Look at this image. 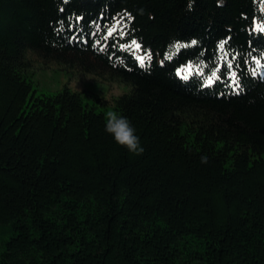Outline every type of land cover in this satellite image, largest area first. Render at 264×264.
Listing matches in <instances>:
<instances>
[{"label":"trees","instance_id":"1","mask_svg":"<svg viewBox=\"0 0 264 264\" xmlns=\"http://www.w3.org/2000/svg\"><path fill=\"white\" fill-rule=\"evenodd\" d=\"M0 264H264V0H0Z\"/></svg>","mask_w":264,"mask_h":264},{"label":"rangeland","instance_id":"2","mask_svg":"<svg viewBox=\"0 0 264 264\" xmlns=\"http://www.w3.org/2000/svg\"><path fill=\"white\" fill-rule=\"evenodd\" d=\"M30 68L37 94L51 93L69 86L80 91L86 102L97 108H112V100L130 90L131 86L121 80L102 77L92 72L68 68L57 62L44 63L35 55ZM103 101H106L104 104Z\"/></svg>","mask_w":264,"mask_h":264}]
</instances>
